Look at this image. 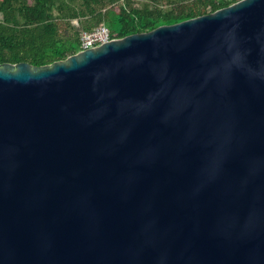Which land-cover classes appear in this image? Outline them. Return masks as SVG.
<instances>
[{
	"label": "water",
	"instance_id": "water-1",
	"mask_svg": "<svg viewBox=\"0 0 264 264\" xmlns=\"http://www.w3.org/2000/svg\"><path fill=\"white\" fill-rule=\"evenodd\" d=\"M0 264H264V0L1 64Z\"/></svg>",
	"mask_w": 264,
	"mask_h": 264
},
{
	"label": "trees",
	"instance_id": "trees-1",
	"mask_svg": "<svg viewBox=\"0 0 264 264\" xmlns=\"http://www.w3.org/2000/svg\"><path fill=\"white\" fill-rule=\"evenodd\" d=\"M137 1L0 0V65H48L77 53L83 31L103 25L111 39H117L205 15L239 0Z\"/></svg>",
	"mask_w": 264,
	"mask_h": 264
},
{
	"label": "built area",
	"instance_id": "built-area-1",
	"mask_svg": "<svg viewBox=\"0 0 264 264\" xmlns=\"http://www.w3.org/2000/svg\"><path fill=\"white\" fill-rule=\"evenodd\" d=\"M110 40L112 39L110 37L109 30L103 25L98 26L91 31H83L79 36V51L100 46L101 44Z\"/></svg>",
	"mask_w": 264,
	"mask_h": 264
},
{
	"label": "rangeland",
	"instance_id": "rangeland-1",
	"mask_svg": "<svg viewBox=\"0 0 264 264\" xmlns=\"http://www.w3.org/2000/svg\"><path fill=\"white\" fill-rule=\"evenodd\" d=\"M136 1H137V0H136ZM138 2H139V1H137V3L135 4L136 6H140ZM1 18H2V16H1V14H0V20H1ZM72 25H73L75 28H79V26H78V22H77L76 20H72Z\"/></svg>",
	"mask_w": 264,
	"mask_h": 264
}]
</instances>
